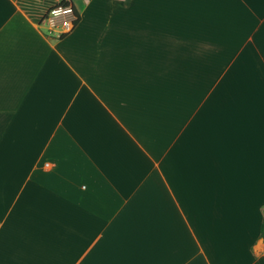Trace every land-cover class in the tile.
Instances as JSON below:
<instances>
[{"label": "crops", "instance_id": "obj_1", "mask_svg": "<svg viewBox=\"0 0 264 264\" xmlns=\"http://www.w3.org/2000/svg\"><path fill=\"white\" fill-rule=\"evenodd\" d=\"M0 0V264H264V0Z\"/></svg>", "mask_w": 264, "mask_h": 264}, {"label": "built area", "instance_id": "obj_2", "mask_svg": "<svg viewBox=\"0 0 264 264\" xmlns=\"http://www.w3.org/2000/svg\"><path fill=\"white\" fill-rule=\"evenodd\" d=\"M62 14L66 15L67 18L65 19L64 22L60 24V26H58L55 23L54 16H59ZM46 19L51 21L53 26L60 27L61 34H62L64 32H70L74 29V26H75L74 21L76 19V16L74 14L72 5H61V4L57 5L56 4L48 10Z\"/></svg>", "mask_w": 264, "mask_h": 264}, {"label": "trees", "instance_id": "obj_3", "mask_svg": "<svg viewBox=\"0 0 264 264\" xmlns=\"http://www.w3.org/2000/svg\"><path fill=\"white\" fill-rule=\"evenodd\" d=\"M60 4H61V5H72L73 10H74V14H75V16H76V19H75V21H74V24H75V26H76V25L78 24L80 18H81V15H80L79 11L76 9L75 5H74L70 0H62V1L59 2L57 5H60ZM75 26H74V27H75ZM68 33H69V32H64V33L60 34V37H64V36H66ZM260 229H261V235L264 236V218H263V220H262V222H261V227H260Z\"/></svg>", "mask_w": 264, "mask_h": 264}, {"label": "rangeland", "instance_id": "obj_4", "mask_svg": "<svg viewBox=\"0 0 264 264\" xmlns=\"http://www.w3.org/2000/svg\"><path fill=\"white\" fill-rule=\"evenodd\" d=\"M55 17V23L58 25V26H60V24L62 23V22H64L65 21V19L67 18V16L66 15H64V14H62V15H59V16H54Z\"/></svg>", "mask_w": 264, "mask_h": 264}]
</instances>
